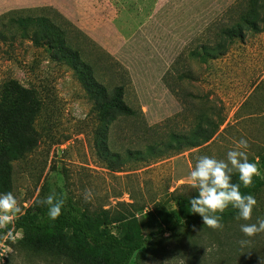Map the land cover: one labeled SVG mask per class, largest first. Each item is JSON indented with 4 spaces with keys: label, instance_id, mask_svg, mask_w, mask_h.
Wrapping results in <instances>:
<instances>
[{
    "label": "rangeland",
    "instance_id": "rangeland-1",
    "mask_svg": "<svg viewBox=\"0 0 264 264\" xmlns=\"http://www.w3.org/2000/svg\"><path fill=\"white\" fill-rule=\"evenodd\" d=\"M213 2L206 0L207 8ZM241 2L221 0L222 13L180 49L165 75L218 17L217 29L237 21L245 7ZM174 8L149 6L139 19L163 20ZM16 11L0 15V135L14 127L19 113L21 131L20 141L11 146L18 159L0 161V193L13 192L21 207L11 223L61 188L115 233L117 219L138 218L148 242L130 264H262L264 233L246 237L240 226L264 216V187L254 195L251 220L222 218V229L201 222L193 229L153 235V216L165 209L178 217L182 201L198 195L190 179L197 158L226 160L241 138L248 141V159L262 176L264 23L258 21L259 32L245 29L244 40H235L224 58L203 62L187 57L168 77L178 99L164 75L168 98L142 101L127 69L57 10ZM216 43L206 33L193 48ZM105 103L114 108L108 110ZM197 117L210 140L200 139L198 147L169 148L174 134L196 137L191 131ZM86 189L93 193L89 202ZM22 236L19 231L0 241V264H71L20 248ZM241 240L250 243L241 246Z\"/></svg>",
    "mask_w": 264,
    "mask_h": 264
},
{
    "label": "trees",
    "instance_id": "trees-1",
    "mask_svg": "<svg viewBox=\"0 0 264 264\" xmlns=\"http://www.w3.org/2000/svg\"><path fill=\"white\" fill-rule=\"evenodd\" d=\"M241 3H244L245 7L240 12V18L237 21L221 29H217L221 21V18L218 17L175 60L163 79L165 85L175 97L177 96L176 91L170 86L168 77L176 71L177 67L187 57L203 62L224 58L229 54L235 40H244L245 29L248 28L250 31L256 32L260 31L258 21L264 23V20H260L261 14L264 12V0H242ZM232 10L233 8H230L227 13H230ZM11 12L14 14L18 11L14 10L9 13ZM24 21L22 19V22ZM37 31L38 27H36L34 36H36ZM51 33L52 29L48 28L47 39ZM206 33L213 34L217 41L215 47L203 45L202 47L193 48V44L198 43ZM33 42L35 45L40 43L37 37L34 38ZM48 42L47 45H49ZM176 98L178 99V96ZM105 105L108 110L114 108V103H105ZM28 111L32 114L30 109ZM19 119L20 113L15 114L13 118L14 127L6 129L0 135V161L4 158L18 159L19 157L11 147L14 142L20 141L21 131L17 130ZM168 121L170 122V120ZM195 123L196 125L191 132L196 134V137L174 134L169 148H173L174 145H177V147H181L182 145L198 147L200 139H202L201 141L208 142L211 137L205 136L206 131L202 127V118H195ZM261 161L262 176L255 175L251 187L245 188L241 184L240 191L243 194L255 195L264 187V157ZM232 182L240 183L238 176L232 175ZM54 190L65 198L62 214L56 220H51L48 216L47 206H41L39 201H37L25 214L19 216L15 222L0 231H10L13 237L17 232L21 231L23 236L18 240L20 248L60 258L71 264H130L134 257L146 247L148 240L144 235L143 226L137 217L117 219L115 223H119L120 227L119 231L115 233L110 229L108 222L94 220L77 202L67 197L61 188ZM52 191H49L48 194ZM189 207V199L183 200L179 208L178 217L168 210H159L153 216L154 226L157 229L153 235L164 236L167 233L177 231L181 227L187 229L197 227L203 222L202 217L199 214L190 213ZM219 215H222V218L234 217L237 215V211L229 206L224 213ZM234 263L235 261L230 260L227 262V264ZM252 264H257V262Z\"/></svg>",
    "mask_w": 264,
    "mask_h": 264
},
{
    "label": "crops",
    "instance_id": "crops-1",
    "mask_svg": "<svg viewBox=\"0 0 264 264\" xmlns=\"http://www.w3.org/2000/svg\"><path fill=\"white\" fill-rule=\"evenodd\" d=\"M221 5V0L209 8L206 0H0V15L54 8L127 69L144 101L168 98L166 70L180 49L222 13ZM149 6L177 8L163 20H140L139 12Z\"/></svg>",
    "mask_w": 264,
    "mask_h": 264
},
{
    "label": "clouds",
    "instance_id": "clouds-1",
    "mask_svg": "<svg viewBox=\"0 0 264 264\" xmlns=\"http://www.w3.org/2000/svg\"><path fill=\"white\" fill-rule=\"evenodd\" d=\"M248 141L241 138L236 148L228 151L226 160H218L208 155L197 158L195 167L190 172L192 187L198 193L189 198V212L199 214L203 224L212 229H222V214L231 206L237 211L236 220L249 221L252 217L257 200L252 194H243L240 191L241 184L251 187L253 177L258 174L257 165L250 162L246 149ZM238 174L240 183L232 182V175ZM93 193L90 189L84 192L86 202L91 201ZM41 206H47L48 216L56 220L65 205V198L55 190L39 201ZM21 212L17 197L13 192L0 193V230H4L11 224L13 215ZM219 213V214H218ZM241 232L246 237H254L258 233H264V216L258 217L255 223L241 224ZM11 236L10 231H0V241H7ZM241 246L250 241L241 240ZM2 247V245H0ZM262 264L264 259L261 258Z\"/></svg>",
    "mask_w": 264,
    "mask_h": 264
}]
</instances>
